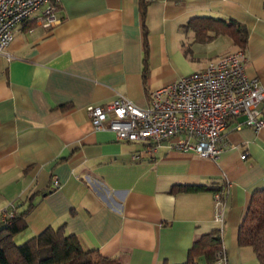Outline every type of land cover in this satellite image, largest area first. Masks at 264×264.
<instances>
[{
    "label": "crops",
    "instance_id": "crops-1",
    "mask_svg": "<svg viewBox=\"0 0 264 264\" xmlns=\"http://www.w3.org/2000/svg\"><path fill=\"white\" fill-rule=\"evenodd\" d=\"M59 3V24L44 30L29 20L0 54V223L8 205L15 213L31 205L15 244L63 227L121 264H184L193 241L218 230L227 264H260L237 238L253 192L264 188V124L255 131L231 121L212 160L118 141L93 128L86 108L118 95L148 107L152 90L237 50L246 74L264 85V0ZM200 18L235 20L246 30L244 47L212 30L199 40ZM211 184L224 186L219 205L218 192H171Z\"/></svg>",
    "mask_w": 264,
    "mask_h": 264
},
{
    "label": "built area",
    "instance_id": "built-area-1",
    "mask_svg": "<svg viewBox=\"0 0 264 264\" xmlns=\"http://www.w3.org/2000/svg\"><path fill=\"white\" fill-rule=\"evenodd\" d=\"M59 0H0V54L6 52L15 30L33 20L50 30L60 23ZM150 105L139 107L123 95L103 105L87 106V114L96 130H110L116 140L141 142L145 152L159 145L193 152L200 158L216 159L225 146L229 123L235 128L258 130L264 124L260 105L264 85L245 71V55L237 50L210 62L201 71L180 77L149 93ZM239 118H243L238 120ZM246 154H241L244 159ZM139 157L138 153L133 155ZM52 186L58 187L56 180ZM223 191L216 194V204ZM14 204L2 210L1 221L14 216ZM212 264H227L224 251L216 253Z\"/></svg>",
    "mask_w": 264,
    "mask_h": 264
},
{
    "label": "trees",
    "instance_id": "trees-1",
    "mask_svg": "<svg viewBox=\"0 0 264 264\" xmlns=\"http://www.w3.org/2000/svg\"><path fill=\"white\" fill-rule=\"evenodd\" d=\"M204 25L202 31L196 32L197 38L207 41L211 37L206 35L209 30L224 33L232 37L240 48L244 47L246 30L235 20L199 19ZM146 29L143 28L144 73L147 69ZM224 186L214 185H179L171 189L175 192L213 191L222 192ZM30 200L31 196L27 197ZM14 213L8 223H0V264H121L116 258H106L95 250H88L82 246L76 235L66 234L63 227L58 229L46 228L38 235L31 237L24 243L17 245L14 236L25 226V216L30 211ZM238 244L252 247L260 264H264V188L253 192L244 219L238 229ZM223 250L221 233L213 230L197 237L188 250L184 264H198L197 258L203 256L206 264H212L217 252Z\"/></svg>",
    "mask_w": 264,
    "mask_h": 264
}]
</instances>
